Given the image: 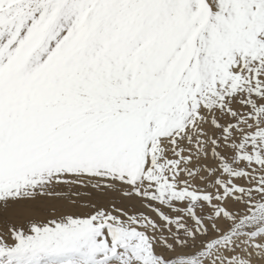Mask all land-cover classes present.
I'll use <instances>...</instances> for the list:
<instances>
[{
  "label": "snow or ice",
  "instance_id": "6c2138e0",
  "mask_svg": "<svg viewBox=\"0 0 264 264\" xmlns=\"http://www.w3.org/2000/svg\"><path fill=\"white\" fill-rule=\"evenodd\" d=\"M0 264H264V0H0Z\"/></svg>",
  "mask_w": 264,
  "mask_h": 264
}]
</instances>
